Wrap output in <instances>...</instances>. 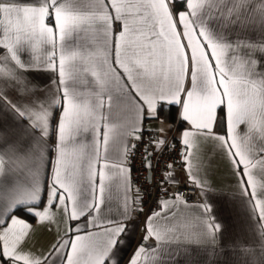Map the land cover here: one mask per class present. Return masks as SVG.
I'll use <instances>...</instances> for the list:
<instances>
[{
	"label": "snow or ice",
	"instance_id": "obj_1",
	"mask_svg": "<svg viewBox=\"0 0 264 264\" xmlns=\"http://www.w3.org/2000/svg\"><path fill=\"white\" fill-rule=\"evenodd\" d=\"M251 31H259L261 39H250L247 34ZM0 35V47L12 54L19 68L32 66L18 58L21 50L35 47L32 41L51 45L48 63L59 77L57 92L43 102L22 107L8 101L9 107L26 119V131L33 137L37 130L48 136V126L55 119L56 155L49 161L51 183L42 190L35 160L43 159L41 149L46 142L34 139L24 150L17 144L0 146V156L9 161L5 167L25 177L11 185L0 184V264H56L61 254L65 264H115L112 250L126 231L123 221L133 211L140 213L137 206L142 208L145 203L139 188L131 203L127 198V188L134 183L130 174L139 145L125 144L123 134L113 131L118 119L131 118L123 132L130 128L137 141L149 136L152 152L141 154V167L146 172L153 170V155L158 153L155 170L161 173L159 190L166 189L169 180L175 182L177 159L182 161L186 177L196 182L187 166L190 130L180 134L183 151L177 149L176 138L169 143L166 136L157 138L144 130L146 121L158 118L161 101L179 105L182 120L229 159L239 177L237 184L248 197L250 218L264 241V203L257 196L249 170L256 161L264 188V0H182L179 5L176 0H39V6L0 0ZM13 36L19 45L15 49L7 42ZM93 57L100 63H90ZM10 77L13 87L27 93L28 85L20 83L19 73L12 72ZM69 79L81 82L79 92L68 86ZM4 92L0 89V99H7ZM56 105L60 108L58 118ZM217 121L225 134L214 131ZM89 131L94 133V143L85 145L78 137ZM101 144L105 153L113 146L123 151L118 150L115 159L108 161L101 155ZM165 152L180 155L165 159ZM99 161L104 162L97 167ZM108 167L120 177L126 169L129 173L124 210L118 209V217L104 214L105 208L111 207L112 193L105 173ZM26 173H31L30 179ZM176 197L179 193L172 199ZM158 205L171 211L168 200L158 201ZM203 207L210 217L208 203ZM17 208L38 221L59 208L69 221L68 233L50 245L47 254L32 253L25 248L29 225L13 214ZM156 217L165 221L159 228ZM174 218L175 214L168 219L166 213L151 210L145 217L142 242L128 264H138L146 251H158L162 247L160 232L179 230ZM80 219L83 224L71 223ZM199 223L197 237L215 243L223 226L207 217ZM89 226L93 232H86ZM73 231L75 235L70 234ZM153 236L156 243L149 245L147 241Z\"/></svg>",
	"mask_w": 264,
	"mask_h": 264
},
{
	"label": "crops",
	"instance_id": "obj_2",
	"mask_svg": "<svg viewBox=\"0 0 264 264\" xmlns=\"http://www.w3.org/2000/svg\"><path fill=\"white\" fill-rule=\"evenodd\" d=\"M20 2L39 6V0H20ZM181 2L182 0H176L177 5ZM90 35L95 36L96 33ZM247 35L250 39L259 41L262 34L259 31H251ZM0 39H3L2 35H0ZM7 42L14 49L19 46L15 40V36ZM32 43L35 47L29 48L27 52L21 50L18 54V58L22 63L32 65L26 68L16 66L15 61L11 59L12 54L0 47V89L5 91L4 96L7 98L5 100L0 99V134L3 135L0 146L4 144H17L21 150H24L30 146L34 139L44 140L46 145L41 149L43 159L41 160L37 157L35 160L36 168L39 171L38 178L42 190H44L51 183L52 168L49 161H54L56 155L55 119L48 126V136H41L37 130L35 131V137H33L26 131L28 126L26 119L20 117L18 113L12 110L8 103L10 101L12 104L24 107L29 102H43L53 93L57 92L58 73L48 63V56L52 51L51 45L38 43L37 41H32ZM81 43H85V41H81ZM261 59L264 60V57H261ZM56 63L58 65V52ZM90 63L99 64L100 59L93 57ZM12 72L20 74V83H27V93L20 92L16 87L12 86L11 80L13 77H10V73ZM88 78H91L90 74ZM68 86L76 89L78 92L81 90V82L78 80L69 79ZM161 104H163V107H161L163 109L175 107L178 110L177 118L179 125L174 126V124L159 117L154 120H148L144 124H146L148 129L155 132L157 138L161 135L166 136V138L173 135L180 142V134L185 130H190V135L186 138L188 141L187 154L189 156L187 166L191 168L196 182L193 183L191 179L186 177L184 169L180 173L179 178L183 182H191L196 186L200 200L197 203H183V201L178 199H169L171 211L158 206L156 211L159 210L166 213L168 219H173V214H175L174 224H176L179 230L177 231L173 228L167 232L161 231L162 247L158 251H146L139 257L138 264H158V262L159 264H264V241L260 239L256 231L255 220L250 218L249 207L246 204L248 197L242 194V190L237 184L239 177L234 175L229 159L217 145L208 141L192 125L182 120L179 105H169L164 101H161ZM54 114L57 118L59 117V105H56ZM130 119V117L118 119L113 127L115 133L123 134L125 144L128 142L133 143L136 140L131 134L130 128L127 133L123 132L124 127L130 123ZM161 128L166 131L161 133L158 131ZM223 128L224 126L217 121L214 131L223 135L225 134ZM173 131L175 132L172 133ZM93 137L94 133L89 131L81 133L78 139L85 145H92L94 143ZM181 144L183 145L182 142ZM183 147L185 148L184 145ZM118 150L123 151L122 148L117 149L116 146H113L108 153H105L103 145H100L101 155H106L108 161L115 159ZM72 158L69 155V159ZM0 161H3V164H0V184L7 186L17 179L23 180L25 178L19 176L16 169L5 167L9 163L7 157L0 156ZM103 162L99 161L97 167ZM249 170L253 173L257 196L264 203V195H261L264 192V188L261 187L259 175L257 174L259 166L256 161L252 162ZM105 173L109 177L106 180V184L109 185L112 195L109 200L111 207L105 208L104 214L118 217V209L119 211L124 210L125 182L128 181L129 173L126 169L123 177H120V174L111 167L106 168ZM25 175L29 179L31 178V173H26ZM117 180H119V183L116 182ZM248 191L251 192L253 189L250 187ZM42 198L45 201L47 200L45 191H42ZM127 198L129 203L134 199L132 184L127 188ZM205 203H208L212 209L210 217L204 210L203 205ZM253 203L255 202L253 201ZM16 216L29 225L30 238L25 248L30 249L35 254H47L50 245L64 236L65 233H68L69 230V221L59 208L50 210L48 217L42 221H38L34 217L33 221L29 222L27 219L18 215ZM205 217L208 219L214 218L216 222L223 226L215 243L210 239H200L197 237V234L201 231L199 221ZM155 220L158 228L165 222L161 217H156ZM144 221L145 219L135 220L133 212L129 219L123 221L126 231L121 235L120 241L112 250V258L115 264H128V259L132 252L142 242ZM186 221L188 222L186 223ZM71 223L83 224L84 221L80 219ZM16 231H20L19 225L16 226ZM93 231L90 226L86 230V232ZM70 234L75 235V232L73 231ZM81 234L86 233L82 232ZM147 243L149 245L156 243L155 236L147 241ZM56 264H65L63 254L59 258H56ZM105 264H108V262L105 261Z\"/></svg>",
	"mask_w": 264,
	"mask_h": 264
},
{
	"label": "built area",
	"instance_id": "obj_3",
	"mask_svg": "<svg viewBox=\"0 0 264 264\" xmlns=\"http://www.w3.org/2000/svg\"><path fill=\"white\" fill-rule=\"evenodd\" d=\"M144 130L151 131L152 134L155 136V132L148 129L146 124H144ZM174 137L168 136L167 141L169 143L172 142ZM148 141L149 136L144 135L143 141H137L135 140L132 144L139 145L138 149L136 150L134 162L132 164V171L130 174L131 181L134 183L132 184V190H133V196L134 199L136 198V190L137 188L141 191V196L143 197L145 203L143 204L142 208L138 207V210L140 213H134V219L135 220H144L147 214H150V211L155 212L158 208V201L161 200H169L175 197L176 193H179V197H176L175 199H178L180 201L187 200V203H197L199 198V192L196 186L191 182H183L180 180L179 176L180 173L183 171V167H181L182 161L180 159H177L174 164V180L175 182H172L169 180L166 184L165 188L158 189L160 185L161 180V173L155 170V164L156 160L159 158L158 153L153 155V170L151 171H144L141 167V154L147 150L148 152H152V148L148 147ZM176 147L177 149L184 150L183 145L181 142L176 138ZM165 159L169 155L177 156L179 157V152H165ZM128 163H132L131 161H128ZM163 164L164 161H161ZM150 172V175L148 174ZM165 191L167 194H165Z\"/></svg>",
	"mask_w": 264,
	"mask_h": 264
},
{
	"label": "trees",
	"instance_id": "obj_4",
	"mask_svg": "<svg viewBox=\"0 0 264 264\" xmlns=\"http://www.w3.org/2000/svg\"><path fill=\"white\" fill-rule=\"evenodd\" d=\"M158 111H159V115H158L159 118L165 119L166 121L170 122L171 124H174V126L179 125L178 118H177V111L178 110L175 107H170L169 109L160 108ZM174 132L175 131H173L172 133H174ZM170 136H172V135H170ZM13 214H16V215H18L24 219H27L29 222H32L34 219V217L27 215V213L24 212L22 208L16 209L15 213H13Z\"/></svg>",
	"mask_w": 264,
	"mask_h": 264
},
{
	"label": "water",
	"instance_id": "obj_5",
	"mask_svg": "<svg viewBox=\"0 0 264 264\" xmlns=\"http://www.w3.org/2000/svg\"><path fill=\"white\" fill-rule=\"evenodd\" d=\"M149 152H151V151H149ZM148 174L150 175V172Z\"/></svg>",
	"mask_w": 264,
	"mask_h": 264
}]
</instances>
